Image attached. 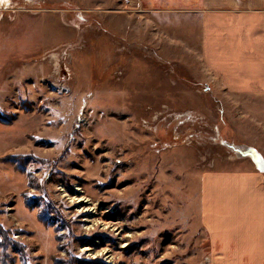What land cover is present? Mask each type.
<instances>
[{"label":"rangeland","instance_id":"rangeland-1","mask_svg":"<svg viewBox=\"0 0 264 264\" xmlns=\"http://www.w3.org/2000/svg\"><path fill=\"white\" fill-rule=\"evenodd\" d=\"M174 17L153 22L140 0H0V264H224L201 178L255 165L227 159L243 144Z\"/></svg>","mask_w":264,"mask_h":264},{"label":"crops","instance_id":"crops-1","mask_svg":"<svg viewBox=\"0 0 264 264\" xmlns=\"http://www.w3.org/2000/svg\"><path fill=\"white\" fill-rule=\"evenodd\" d=\"M140 2L153 22L175 16L182 37L184 18L191 21L208 93L221 104L233 137L264 158V0ZM228 164L232 168L207 170L201 178L210 255L224 264H264V172L248 159Z\"/></svg>","mask_w":264,"mask_h":264},{"label":"built area","instance_id":"built-area-1","mask_svg":"<svg viewBox=\"0 0 264 264\" xmlns=\"http://www.w3.org/2000/svg\"><path fill=\"white\" fill-rule=\"evenodd\" d=\"M183 117H184V115H182V114H175V115H170L168 118L169 119H173L174 121L177 122L179 119H181ZM168 118H166V119L168 120ZM215 133H216V131H215ZM214 144H217L216 141H214ZM225 145L231 152L229 154V156H227L228 160L229 159H231V160H233V159L240 160L242 158H245L244 157L245 146H243V145L235 146V145H231L229 143H226Z\"/></svg>","mask_w":264,"mask_h":264},{"label":"water","instance_id":"water-1","mask_svg":"<svg viewBox=\"0 0 264 264\" xmlns=\"http://www.w3.org/2000/svg\"><path fill=\"white\" fill-rule=\"evenodd\" d=\"M244 157L252 159L257 169L264 172V159L256 149L245 146Z\"/></svg>","mask_w":264,"mask_h":264},{"label":"bare ground","instance_id":"bare-ground-1","mask_svg":"<svg viewBox=\"0 0 264 264\" xmlns=\"http://www.w3.org/2000/svg\"><path fill=\"white\" fill-rule=\"evenodd\" d=\"M57 58V55L55 54V52H51V56L48 57V59H56ZM59 60V59H58Z\"/></svg>","mask_w":264,"mask_h":264},{"label":"trees","instance_id":"trees-1","mask_svg":"<svg viewBox=\"0 0 264 264\" xmlns=\"http://www.w3.org/2000/svg\"><path fill=\"white\" fill-rule=\"evenodd\" d=\"M29 205H30L31 207H33V204H31L30 201H29ZM1 260H2V258L0 259V261H1ZM1 264H2V263H1Z\"/></svg>","mask_w":264,"mask_h":264}]
</instances>
